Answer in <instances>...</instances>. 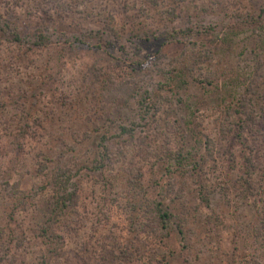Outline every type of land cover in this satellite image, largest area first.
<instances>
[{
	"label": "rangeland",
	"instance_id": "1",
	"mask_svg": "<svg viewBox=\"0 0 264 264\" xmlns=\"http://www.w3.org/2000/svg\"><path fill=\"white\" fill-rule=\"evenodd\" d=\"M263 31L264 0H0V264H264Z\"/></svg>",
	"mask_w": 264,
	"mask_h": 264
},
{
	"label": "trees",
	"instance_id": "2",
	"mask_svg": "<svg viewBox=\"0 0 264 264\" xmlns=\"http://www.w3.org/2000/svg\"><path fill=\"white\" fill-rule=\"evenodd\" d=\"M14 40L18 42V41H20V37L16 34ZM259 46H260L259 47L260 49L264 50V31L260 34ZM256 55H257L256 58H260L262 56L261 53H256ZM260 87H261V89H260L261 95H264V83H261ZM258 88L259 87H257V89ZM132 130L133 129H130V128L126 127V126L121 127L122 133H125V134H131ZM65 190H67V189H65ZM63 201H66V199L64 198L62 200V203H63ZM63 204H65V203H63ZM56 206H57V208H59L58 207L59 206V201H58V205H56ZM157 206H158V214H159V216H160V218L162 220V224H163L164 228L169 227L171 221H173V215L166 208H164L161 203H158ZM65 208H67V206ZM54 212H55V210H54ZM63 213H64L63 211L56 212V217L62 215Z\"/></svg>",
	"mask_w": 264,
	"mask_h": 264
}]
</instances>
